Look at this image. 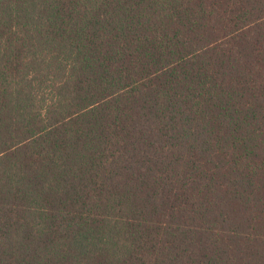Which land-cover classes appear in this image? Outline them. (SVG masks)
<instances>
[{
    "label": "trees",
    "instance_id": "16d2710c",
    "mask_svg": "<svg viewBox=\"0 0 264 264\" xmlns=\"http://www.w3.org/2000/svg\"><path fill=\"white\" fill-rule=\"evenodd\" d=\"M0 264H264V0H0Z\"/></svg>",
    "mask_w": 264,
    "mask_h": 264
}]
</instances>
